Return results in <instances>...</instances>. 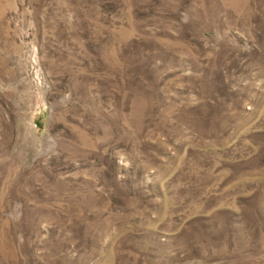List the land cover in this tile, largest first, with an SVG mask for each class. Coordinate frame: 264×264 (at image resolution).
<instances>
[{"label": "rangeland", "instance_id": "1", "mask_svg": "<svg viewBox=\"0 0 264 264\" xmlns=\"http://www.w3.org/2000/svg\"><path fill=\"white\" fill-rule=\"evenodd\" d=\"M0 264H264V0H0Z\"/></svg>", "mask_w": 264, "mask_h": 264}]
</instances>
